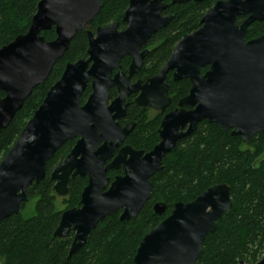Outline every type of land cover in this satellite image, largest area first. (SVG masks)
I'll return each instance as SVG.
<instances>
[{
    "label": "water",
    "instance_id": "water-1",
    "mask_svg": "<svg viewBox=\"0 0 264 264\" xmlns=\"http://www.w3.org/2000/svg\"><path fill=\"white\" fill-rule=\"evenodd\" d=\"M170 1L176 5L205 0ZM168 7L167 0H131L123 19L129 25L125 31L115 24L98 29L94 36L86 28L101 12V0H41L28 32L0 48L2 133L33 91L48 80L76 35L85 31L89 38L88 58L67 64L0 164V229L5 220L21 213L29 202V187L46 178L47 164L69 141L77 139L51 179L61 198L69 195L71 180L88 179L80 207L65 210L55 232L61 240L74 234L72 255L107 217L120 212V220L129 221L139 216L152 197L151 180L163 170L166 156L203 121L245 142L257 134L264 136V34L246 40L253 24H264V0L218 2L205 13L200 29L174 48L158 76L143 87L139 83L127 88L130 79L121 72L122 59L133 58L130 76L140 69L148 54L141 53L142 47L173 19L164 16ZM239 18L244 19L240 24ZM53 28L57 37L48 42L42 33ZM206 67L209 70L202 75ZM114 70L120 72L112 79ZM170 72L174 81L189 80L192 87L179 103L181 110L163 120L161 142L147 154L128 146L120 149L133 129L117 123L126 115V96L141 92L139 106L164 111L171 103L165 83ZM89 83L93 92L83 105ZM113 87L119 97L108 106ZM120 168L124 175L111 183L108 173ZM231 208L228 184L209 188L191 203L175 204L171 215L143 238L134 264H197L206 238ZM153 210L165 216L167 206L156 203ZM256 264H264V258Z\"/></svg>",
    "mask_w": 264,
    "mask_h": 264
},
{
    "label": "trees",
    "instance_id": "trees-1",
    "mask_svg": "<svg viewBox=\"0 0 264 264\" xmlns=\"http://www.w3.org/2000/svg\"><path fill=\"white\" fill-rule=\"evenodd\" d=\"M41 0H0V48L18 36L26 34L37 13ZM220 1L205 0L171 5L166 15L173 16L170 24L159 30L149 43L152 52L145 60L142 72L155 75L170 58L176 45L186 36L200 29L205 13ZM130 0H101V12L90 24V29L120 23ZM243 18L238 19L242 23ZM264 34V24H253L246 40ZM48 41L56 39L55 29L43 32ZM88 37L79 32L68 51L54 66L48 80L38 86L18 112L9 128L0 133V164L15 145L27 123L44 102L48 92L60 80L67 64L87 58ZM207 69L201 70L205 73ZM175 104L188 94L187 80L169 79ZM84 92L81 102L88 99ZM4 97L3 93H0ZM128 119L136 128L128 142L146 152L158 143L157 129L161 119L147 121L146 112L136 104L129 105ZM76 141H69L47 164L46 178L29 187V202L35 201L32 215H24L26 204L19 215L5 220L0 229V264H134L143 238L157 228L172 213L177 203L188 204L209 188L228 184L231 187L232 208L218 221L213 235L206 238L197 264H256L264 258V136L257 134L249 142L231 136V131L203 121L196 132L179 142L163 161V170L151 180L152 197L136 219L120 220L121 213L107 217L92 231L87 244L70 254L73 235L61 240L55 237L65 210H58L54 168L72 151ZM119 174L113 172V181ZM121 174V173H120ZM87 178L77 177L69 183V195L63 203L67 209L79 208ZM28 202V203H29ZM156 203L167 206L165 216L157 215Z\"/></svg>",
    "mask_w": 264,
    "mask_h": 264
},
{
    "label": "flooded vegetation",
    "instance_id": "flooded-vegetation-1",
    "mask_svg": "<svg viewBox=\"0 0 264 264\" xmlns=\"http://www.w3.org/2000/svg\"><path fill=\"white\" fill-rule=\"evenodd\" d=\"M131 1V0H130ZM168 4V3H167ZM129 5H130V3H129ZM128 8H129V6H128ZM128 10V9H127ZM126 10V11H127ZM166 12V11H165ZM165 12H164V16H170V15H166L165 14ZM126 13V12H125ZM124 16H125V14H124ZM123 19H124V17H123ZM123 19H122V21L119 23H116V22H113V23H111V24H109V25H107V26H98L95 30H92V29H90V24L93 22H91V23H89L88 25H87V28H86V32H91L94 36H96V33H97V31H98V29H100V28H107V27H109V26H112V25H115V24H118V30L120 31V32H123V31H125L128 27H129V25L127 24V23H124L123 22ZM244 20V19H243ZM55 29V28H54ZM83 32H85V31H83ZM86 32H85V34H86ZM195 33V32H194ZM193 34V33H192ZM155 35V34H154ZM153 35V36H154ZM152 36V37H153ZM88 37V36H87ZM151 37V38H152ZM151 38L146 42V44L142 47V49H141V53H143V52H146L147 51V56L146 57H144V59H143V64H142V66L140 67V69L135 73V74H133L132 76H130V68H131V66H132V63H133V58H130V57H125V58H123L122 59V61H121V63H120V67H121V72H123L124 74H125V76L127 77V78H129L130 79V81H129V83L127 84V88H129L130 86H132V87H134V86H136V85H138L139 83H140V87H143L144 85H146V84H148L149 83V81L151 80V79H153V78H155L156 76H158L159 75V73L162 71V69H163V67L166 65V63L168 62H166L164 65H163V67L158 71V73L157 74H155V75H152V76H150V75H148V74H145V73H143L142 72V70H143V66H144V63H145V60L147 59V57L149 56V54L152 52V48L150 47V45H149V43H150V41H151ZM181 42V41H180ZM179 42V43H180ZM178 43V44H179ZM177 44V45H178ZM176 45V46H177ZM88 48H89V38H88ZM172 55V54H171ZM88 58V57H87ZM169 60V59H168ZM204 69H207L206 71H205V73H201L202 75H204V74H206V72L209 70V68L208 67H206V68H203V69H201V70H204ZM120 71L119 70H114L113 71V73H112V75H111V77H112V79H114L115 77H116V75L119 73ZM172 79L173 81H174V72H170L169 74H168V76H167V79H166V81H165V83L169 86V98H170V100H171V103H170V105L164 110V111H158V110H155V109H153L152 107H150V106H148V107H141V106H139L137 103H136V99L140 96V94H141V92H137V93H132L130 96H126V101H125V103H126V105H127V112H126V115L124 116V117H122L121 119H119V120H117V123L122 127V128H125L126 126H128V125H133L132 126V131H131V133L127 136V138L125 139V142L122 144V146H121V148L120 149H122V148H124V147H131L132 149H134V150H136V151H141V152H144L145 154H147V153H149V152H151L160 142H161V139H160V132H161V126H162V122H163V120L165 119V117L166 116H168L169 114H171V113H173V112H175V111H180L181 110V108L179 107V103H180V101L186 96H184V97H182L181 99H179L175 104L173 103V96L171 95V86L169 85V79ZM183 81V80H182ZM187 81H189V80H187ZM174 82H176V81H174ZM179 82V81H178ZM190 82V81H189ZM190 84H191V82H190ZM191 87H192V84H191ZM191 87H190V90H191ZM90 91V93H89V96H88V98L91 96V94H92V92H93V90H92V84L91 83H89V85H88V87H87V89L85 90V92L86 91ZM190 90H189V92H190ZM188 92V93H189ZM188 95V94H187ZM119 97V90L117 89V87H113V88H111L110 90H109V99H108V106H110L111 104H112V102L114 101V100H116L117 98ZM88 100V99H87ZM87 100H86V102H87ZM86 102H84V103H82L83 105L86 103ZM131 103H133V104H136L139 108H141L142 110H144L145 112H146V119H147V121H149V122H152V121H154V120H156V119H161L160 120V125H159V127H158V129H157V134H158V137H159V141H158V143L157 144H155V146L153 147V149L152 150H150V151H148V152H146V151H144V150H141V149H136V148H134V146H132L129 142H128V138H129V136L132 134V132L135 130V128H136V122H134V121H132V120H130V119H128V111H129V105L131 104ZM183 109L184 110H187V111H191V110H193V108H191V107H187V106H184L183 107ZM197 128H198V126H197ZM187 129H185L184 131H186ZM196 132V131H195ZM194 132V133H195ZM183 140V139H182ZM182 140H180L179 142H181ZM74 141H76L77 142V139L76 140H74ZM178 142V143H179ZM177 143V144H178ZM118 154H115V157L117 156ZM111 163V161H109L108 163H107V165L108 164H110ZM113 172H117V173H119V174H117L116 176H115V178H114V180L117 178V177H121V176H123L124 175V170H123V168H120L119 170H113V171H110L109 173H108V178L110 179V182L111 183H113V181L111 180V178H110V174L111 173H113ZM121 173V174H120Z\"/></svg>",
    "mask_w": 264,
    "mask_h": 264
},
{
    "label": "rangeland",
    "instance_id": "rangeland-1",
    "mask_svg": "<svg viewBox=\"0 0 264 264\" xmlns=\"http://www.w3.org/2000/svg\"><path fill=\"white\" fill-rule=\"evenodd\" d=\"M63 201H64V198L57 197L56 206H57L58 210H61V211L62 210H66V206L63 203ZM35 203H36L35 201L27 203L26 209L24 210V215L28 216V215H32L33 214Z\"/></svg>",
    "mask_w": 264,
    "mask_h": 264
}]
</instances>
